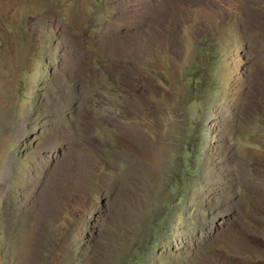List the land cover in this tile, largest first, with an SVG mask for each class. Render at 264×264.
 <instances>
[{
    "label": "rangeland",
    "instance_id": "rangeland-1",
    "mask_svg": "<svg viewBox=\"0 0 264 264\" xmlns=\"http://www.w3.org/2000/svg\"><path fill=\"white\" fill-rule=\"evenodd\" d=\"M0 264H264V0H0Z\"/></svg>",
    "mask_w": 264,
    "mask_h": 264
},
{
    "label": "trees",
    "instance_id": "trees-1",
    "mask_svg": "<svg viewBox=\"0 0 264 264\" xmlns=\"http://www.w3.org/2000/svg\"><path fill=\"white\" fill-rule=\"evenodd\" d=\"M133 90H138L139 88L137 87V88H132Z\"/></svg>",
    "mask_w": 264,
    "mask_h": 264
}]
</instances>
